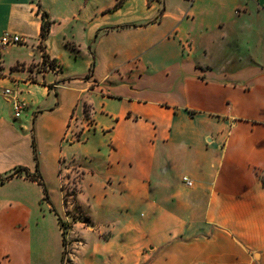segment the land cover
Returning a JSON list of instances; mask_svg holds the SVG:
<instances>
[{
	"label": "crops",
	"instance_id": "0c3cea01",
	"mask_svg": "<svg viewBox=\"0 0 264 264\" xmlns=\"http://www.w3.org/2000/svg\"><path fill=\"white\" fill-rule=\"evenodd\" d=\"M4 32L0 264H62L72 212L68 264H264V0H0ZM32 137L47 199L6 178Z\"/></svg>",
	"mask_w": 264,
	"mask_h": 264
},
{
	"label": "built area",
	"instance_id": "2783aa9c",
	"mask_svg": "<svg viewBox=\"0 0 264 264\" xmlns=\"http://www.w3.org/2000/svg\"><path fill=\"white\" fill-rule=\"evenodd\" d=\"M189 1L192 2V0H189ZM23 41H24L23 38L20 35L15 34V33L4 32L3 34H1L0 35V57H1L2 50L6 46L14 45V44H22ZM47 66H48V68H53V69L57 68V65L55 63L49 61V60L47 61ZM9 93H10L9 89H6L4 91V94L6 96H8ZM13 107L16 110L15 111V116H18L19 112L21 111V109L23 107V104L21 102L16 101V102L13 103ZM76 119H77L76 115L73 113L71 118H70L69 123L66 126L65 132H64L63 137H62V140L64 142L71 143V142H75V141L79 140L77 132L74 130L75 129ZM67 181L68 180H66V182H65L63 180V178H62L61 179V186L64 187L65 185H67L66 184ZM182 181L188 186H190L192 184L191 180L188 177H186V176L182 177ZM62 264H68L66 256L62 260Z\"/></svg>",
	"mask_w": 264,
	"mask_h": 264
},
{
	"label": "rangeland",
	"instance_id": "374dc122",
	"mask_svg": "<svg viewBox=\"0 0 264 264\" xmlns=\"http://www.w3.org/2000/svg\"><path fill=\"white\" fill-rule=\"evenodd\" d=\"M3 52L5 53V59L6 63L13 61L15 59H21L27 57V52L28 50L26 47L22 44L18 45H12V46H7L4 48ZM21 64H17L19 66ZM33 67V66H32ZM33 79V77H32ZM2 88L0 87V92ZM0 98H2L0 96ZM69 179L67 181V196L65 197L68 200L74 201V193L77 190V186L74 184L75 183V178L76 173L73 172V170H70L69 174ZM77 215L75 213L68 214V217L64 218L63 220L60 219L59 224L62 230V233L65 236V248L63 247L64 253H63V258L66 256L67 257V252L70 251L71 247L69 246V239H68V234H69V227L70 225L77 220L76 219Z\"/></svg>",
	"mask_w": 264,
	"mask_h": 264
},
{
	"label": "trees",
	"instance_id": "16d2710c",
	"mask_svg": "<svg viewBox=\"0 0 264 264\" xmlns=\"http://www.w3.org/2000/svg\"><path fill=\"white\" fill-rule=\"evenodd\" d=\"M49 26H50V21L47 19L46 12H42L41 47H42V44H43L45 38L47 37V35L49 33ZM47 61H48V57L45 54H43V62L47 63ZM32 148H33V154H34V160H35V172L32 174L27 169L19 167V168H16L11 173H9L6 176V178L9 179L15 175H19L20 172L24 171L25 177L30 178V179H35L38 181L39 184L42 185L44 197L47 199V197H48L47 190L45 188L42 176H41L39 169H38V156H37V149H36L34 137H32ZM59 221H60V219H59ZM62 242H63V247L65 248V236L63 233H62ZM63 253H64V250H63Z\"/></svg>",
	"mask_w": 264,
	"mask_h": 264
}]
</instances>
